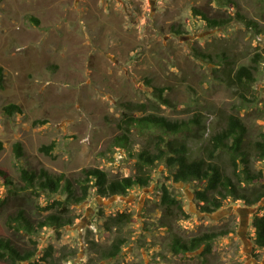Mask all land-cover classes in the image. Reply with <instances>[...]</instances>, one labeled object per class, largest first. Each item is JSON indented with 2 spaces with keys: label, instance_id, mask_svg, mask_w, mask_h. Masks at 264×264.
<instances>
[{
  "label": "rangeland",
  "instance_id": "rangeland-1",
  "mask_svg": "<svg viewBox=\"0 0 264 264\" xmlns=\"http://www.w3.org/2000/svg\"><path fill=\"white\" fill-rule=\"evenodd\" d=\"M232 1L0 0V169L20 188L22 169L68 178L86 167L110 177L133 175V155L154 135L133 132L127 148L114 146L127 114L181 121L199 113L188 141L191 158L201 155L210 133L231 114L243 119L250 139L258 138L264 133V0ZM194 9L223 25L209 26ZM249 64L256 66L255 82L244 89L233 76ZM9 104L21 112L8 114ZM135 105L144 107L136 111ZM256 168L264 172V161ZM151 174L148 187L125 195L100 197L92 188L85 202L71 207L73 225L44 227L31 237L10 229L8 219L20 209L41 219L45 195L15 197L0 179V236L41 264H264L252 226L264 199L255 206L230 199L204 213L193 183L174 182L163 163ZM163 184L188 213L178 222L184 237L227 230L205 261L197 257L202 249L183 257L168 251L159 206ZM117 212L130 213L132 221L122 231L120 254L106 258L118 231L104 224Z\"/></svg>",
  "mask_w": 264,
  "mask_h": 264
},
{
  "label": "trees",
  "instance_id": "trees-1",
  "mask_svg": "<svg viewBox=\"0 0 264 264\" xmlns=\"http://www.w3.org/2000/svg\"><path fill=\"white\" fill-rule=\"evenodd\" d=\"M233 4L232 0H225ZM196 15L202 16L209 26H221L223 22L207 17L194 9ZM247 24L252 21L240 16ZM33 21L37 22L35 18ZM256 66L242 65L234 73L233 79L239 87L251 89L255 82L254 71ZM3 87V69L0 67V89ZM158 91L161 92L159 89ZM161 95V94H160ZM133 106H129L128 110ZM140 111L143 105H135ZM4 110L8 114L21 112L20 106L9 104ZM199 113L191 120H170L162 115L150 113L142 117L127 114L120 125L122 132L113 140L116 147H128L130 134L133 132L145 133L153 131V137H148L147 146L141 148L133 155L135 159L133 175L110 177L109 174L98 167H86L80 170L74 178L64 174H51L41 169L39 172L22 169L20 178L23 185L18 187L11 182L8 174L0 169V179L12 187L11 194L15 197L31 199L27 194L45 195L46 211L41 219H32L25 210H18L8 219V226L16 233L24 231L35 235L44 227H54L57 230L73 225L75 216L71 207L87 200L90 190L95 189L100 197L125 195L134 187H148L152 181V168L163 163L169 170L174 182L193 183L195 199L204 213H213L224 207L229 200H239L247 206L258 205L264 199V172L256 168L257 162L264 161V133L258 138L250 139L248 129L243 119L236 114L227 117L225 125L218 131L210 133L201 155L191 158L189 156V138L196 135L197 128L193 125L199 123ZM1 147V143H0ZM17 156L22 155L19 142L14 144ZM159 206L161 209V225L168 231V251L179 257L193 254L202 249L197 255L200 259L212 254L213 243L216 239L227 234V230H209L184 237L178 229V222L186 219L188 213L184 210L182 202L177 199L165 184L159 187ZM24 192H26L24 195ZM260 209L264 211V206ZM132 221L128 212H117L105 221L107 229L116 228L118 234L108 249L104 250L106 258H116L125 244L126 239L122 231ZM254 228L255 248L264 250V212L255 214L252 220ZM51 248H49L50 252ZM50 256L51 254L48 253ZM33 253L21 250L9 239L0 236V260L7 264H41L33 262ZM118 264V263H117Z\"/></svg>",
  "mask_w": 264,
  "mask_h": 264
},
{
  "label": "water",
  "instance_id": "water-1",
  "mask_svg": "<svg viewBox=\"0 0 264 264\" xmlns=\"http://www.w3.org/2000/svg\"><path fill=\"white\" fill-rule=\"evenodd\" d=\"M244 218V217H243ZM242 223H245V218L243 219V222Z\"/></svg>",
  "mask_w": 264,
  "mask_h": 264
}]
</instances>
